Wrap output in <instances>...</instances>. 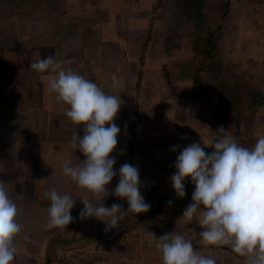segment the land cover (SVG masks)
Listing matches in <instances>:
<instances>
[{
    "label": "crops",
    "instance_id": "crops-1",
    "mask_svg": "<svg viewBox=\"0 0 264 264\" xmlns=\"http://www.w3.org/2000/svg\"><path fill=\"white\" fill-rule=\"evenodd\" d=\"M35 1L41 8L30 10L27 5L21 10L26 21L9 29V37L19 42L7 39V47L2 43L9 54H15L5 65L13 68L19 61L22 74L10 75L0 65V181L6 183L17 204L23 226L15 240L13 262L162 264L155 246L160 237L156 230L162 235H184L196 251L211 256L217 264H245L228 245H205L198 221L182 217L192 203V188L185 189V197L171 205H159L150 219L138 214L129 218L118 234L106 231L95 217L81 218L83 190L62 168L65 161L77 165L85 159L71 146L74 132L83 137V126H73L66 116L68 106L48 91L49 80L56 73H38L30 65L53 56L64 69L71 68L106 93L120 96L126 134L110 154L116 159L117 175L107 190L114 192L120 166L130 161L135 105L140 122L134 144L141 138H153L145 133L176 130V112L171 107L177 93L175 65L183 75L178 82L193 94L179 123L176 143L169 144L172 152H164L165 161L175 163L192 143L212 153L211 143L221 126L246 147L264 136V0ZM113 74L122 80V89L110 86ZM255 75L261 78L255 83L260 84L243 96L250 102L247 105L240 102L235 87L225 88L239 76L251 81ZM118 115L114 122L121 128ZM141 159L134 148L132 165L139 170L141 185L163 176L161 161ZM53 189L76 199L73 222L63 230L46 227L50 200L43 193ZM165 191L162 186L157 188L159 196ZM117 198L110 195L103 203L110 207V200Z\"/></svg>",
    "mask_w": 264,
    "mask_h": 264
},
{
    "label": "clouds",
    "instance_id": "clouds-1",
    "mask_svg": "<svg viewBox=\"0 0 264 264\" xmlns=\"http://www.w3.org/2000/svg\"><path fill=\"white\" fill-rule=\"evenodd\" d=\"M30 67L38 73H56L49 80L48 91L55 94L59 103L68 106L66 116L73 126H83V137L74 132L71 146L79 149L85 159L77 165L65 161L62 168L63 174L83 190L79 200L84 207L79 216L95 217L109 231L118 228L127 213L134 216L147 213L151 205L141 194L136 166L122 164L114 192L107 190L117 175L116 159L110 154L116 149L121 132L114 122L123 103L120 96L106 93L71 68L64 69L53 56L39 59ZM111 80V87H124L115 74ZM215 133L212 153H206L201 144L192 143L177 156L176 171L170 177L176 196L185 197L187 178L195 188L192 203L182 217L198 221L203 229L199 236L205 245H228L245 259V264H264V136H260L254 146L246 147L223 126ZM110 195L125 199L128 209L122 211L118 203L105 206L103 201ZM43 196L50 200L46 227L67 228L74 219L71 210L76 199L54 189L45 191ZM92 200L100 203L94 204ZM18 214L6 183L0 181V264H13L15 259V240L23 227ZM155 246L161 252L162 264H217L211 256L196 251L190 239L175 232L159 237Z\"/></svg>",
    "mask_w": 264,
    "mask_h": 264
},
{
    "label": "rangeland",
    "instance_id": "rangeland-1",
    "mask_svg": "<svg viewBox=\"0 0 264 264\" xmlns=\"http://www.w3.org/2000/svg\"><path fill=\"white\" fill-rule=\"evenodd\" d=\"M34 1V2H33ZM32 2V3H31ZM30 8V10L34 9H40V5L35 0H0V65H4V67H7L8 65H5V62L8 63V58H14L15 54H9L7 50L5 49L3 44L7 47L9 44L6 42L7 39L15 42H19L17 39H13L9 37V29L14 25L15 23H20L22 21H26L25 19V13L21 12V10H25L26 7ZM23 28V25H22ZM214 29V26L212 27ZM207 39V38H206ZM4 42V43H3ZM3 43V44H2ZM18 44V43H17ZM14 45V44H13ZM17 59V58H15ZM18 60V59H17ZM212 62L215 63L216 59L212 58ZM17 61L15 64L16 66H13V68H8L11 73L8 71L10 75L18 77V75L22 74V68H20V63ZM180 67H183L182 65ZM175 68L177 69L176 76L178 77L176 79V88L177 93L175 95V99L173 103H171V107L174 108L176 112V130H164L160 133H145L144 135L153 136L152 139L149 138H141V140L138 143L134 144V148L138 150V153H141V160H151V159H157L161 161L162 163V174L163 176L158 180H152L144 182L143 185H141L140 191L141 194L144 197V200L151 205L150 210L147 213H140L138 216H140L143 219H150L155 216L156 211L158 209L159 205H167L168 201L175 202V200H178V197L175 194V191L172 186V181L170 177L172 174L176 171L174 165L175 163H168L165 161L167 158L164 155V152H172V149H169V144L172 142L176 143L177 139V129L179 126V123L181 121L182 115L186 110H188V103L191 99V96L193 92H191V89L188 87L186 88L183 84H181L180 81L183 78L182 74H178L179 67L175 65ZM246 77H241L234 79L233 82L230 85H226L225 88L230 89L231 87H235L237 90V94L242 97V103L249 104L250 102L243 99L245 94L248 91H251L253 87H258L260 83L259 82L261 78L258 75H255L252 77L251 81H248ZM161 92V90H159ZM148 101L146 100V103ZM145 110L148 111V108L145 107ZM125 114H129L130 110L125 108L124 109ZM119 119H121V132L118 135L117 139L118 142H123V138L125 137V132L123 131V109H120L119 111ZM174 152V151H173ZM185 189H195L193 183L191 182L190 178H187L185 181ZM163 187L165 191V195H158L157 188ZM111 204L118 203L122 206V211H126L128 209V204L125 199L117 198L110 200ZM134 215L132 213H127L125 215L124 220L120 222V225L118 228H113L110 230V232L118 234L121 231L123 232V223L129 222V218H132ZM150 228V227H149ZM153 228V227H151ZM13 264H16V262H13Z\"/></svg>",
    "mask_w": 264,
    "mask_h": 264
},
{
    "label": "trees",
    "instance_id": "trees-1",
    "mask_svg": "<svg viewBox=\"0 0 264 264\" xmlns=\"http://www.w3.org/2000/svg\"><path fill=\"white\" fill-rule=\"evenodd\" d=\"M210 40V39H209ZM146 47V43L143 44V50L145 49ZM210 55V51L207 52V56ZM140 122V119H139V115H138V105L136 104L135 105V114H134V119H133V123H132V127H131V131H130V137H129V158H130V161L129 163L132 164V159H133V144H134V141H135V138H136V128L138 126ZM206 153H211L209 150H204ZM154 233L156 236H162V234H160L158 231L154 230ZM50 262L48 261V264Z\"/></svg>",
    "mask_w": 264,
    "mask_h": 264
}]
</instances>
